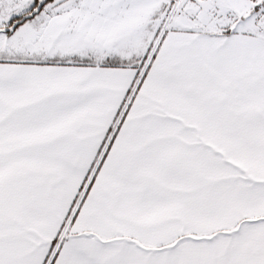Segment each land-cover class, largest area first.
Here are the masks:
<instances>
[{
	"label": "snow or ice",
	"instance_id": "obj_1",
	"mask_svg": "<svg viewBox=\"0 0 264 264\" xmlns=\"http://www.w3.org/2000/svg\"><path fill=\"white\" fill-rule=\"evenodd\" d=\"M0 264H264V0H0Z\"/></svg>",
	"mask_w": 264,
	"mask_h": 264
}]
</instances>
